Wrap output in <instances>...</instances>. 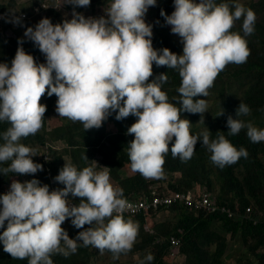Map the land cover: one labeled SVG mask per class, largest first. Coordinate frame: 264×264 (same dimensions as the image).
Wrapping results in <instances>:
<instances>
[{"label":"clouds","instance_id":"1","mask_svg":"<svg viewBox=\"0 0 264 264\" xmlns=\"http://www.w3.org/2000/svg\"><path fill=\"white\" fill-rule=\"evenodd\" d=\"M64 1L77 6L90 4V0H38L26 9L23 2V7L9 11L7 17L13 23H25L42 11L64 7ZM156 3L157 0H109L104 9L106 15L99 17H86L75 10L71 19L60 23L42 17L34 26L25 28L24 36L38 46L45 62H36L25 51L23 38H18L10 65L0 62V121L6 120L10 125L0 132V163L10 161L0 168V173H36L44 164L49 181V185L42 184L33 177L21 182L12 179L11 173V179L0 185V243L13 258L27 257V264H53L51 254L68 256L76 251L78 241L98 248L99 258L103 256L99 250L104 249L115 258L132 247L136 236V223L125 218L144 216L147 221L149 215L168 210L159 208L135 216L124 212L128 203L151 198L155 191L165 194L170 189L164 185L152 187L138 198L125 199L122 189L110 182L108 169L115 176L116 172L108 166L100 170H94L92 165L78 169L65 161L54 177L53 163L49 164L47 154H43L42 164L33 160L36 149L25 145V136L43 128L46 105L39 101L46 86L47 95L57 97L55 111L59 116L81 121L85 130L101 124L107 129L109 122L119 126L123 122L119 119L130 118L129 114L137 117L127 128V133L134 134L127 143V152L131 169L145 179L161 173L163 154L169 150L174 157L190 158L198 140L210 152V160L220 167L248 155L244 147L237 149L224 134L210 139L208 128L198 135L190 133V121L180 118L178 108L161 90V83L167 80L166 72L151 80L149 77L153 62L176 68L181 78L177 91L181 94L182 110L205 113L206 99L194 97H207L208 88L227 63L246 60L247 41L230 28L235 19L243 16V33H252L255 12L238 0H233L232 10L227 3L217 4L215 0H173L171 14L163 9L160 14L171 25L170 31L181 38L182 53L177 54L168 47H153V25L144 17L149 6ZM114 111L118 120L102 123ZM249 111L241 100L235 117H227V132L233 135L246 128L251 141H264V128L239 118ZM202 189L213 198L208 189L199 191ZM69 196L81 199L78 204L71 203ZM68 223L78 229L85 224L90 226L70 237L64 229ZM173 239L177 244H173ZM170 243L172 249L181 245L176 237H171ZM152 259L151 253L144 257L146 261Z\"/></svg>","mask_w":264,"mask_h":264},{"label":"trees","instance_id":"2","mask_svg":"<svg viewBox=\"0 0 264 264\" xmlns=\"http://www.w3.org/2000/svg\"><path fill=\"white\" fill-rule=\"evenodd\" d=\"M47 1L54 2L55 0ZM23 2H26V0H8L6 3L5 0H0V10H7V8H9L8 11L13 12L19 7H23L24 4H21ZM215 2L217 4L221 2L227 3L230 10L234 7L233 0H215ZM172 4L173 0H167L161 7L155 8L154 11L146 17L145 21L153 25V47H168L171 51L178 54V51L171 45L168 29L165 26V18L160 14L161 9H163L166 14H170ZM108 5L109 0H90V4L87 6H77L64 1V7H59L57 9L63 11L68 19L72 18L73 10L82 14L88 11V16L97 17L98 10L101 12V10ZM261 5L264 6V0H257L253 5L248 4L247 7L244 6L245 8L253 9L255 12L256 18L252 33L246 36L243 33V16L237 19L240 23L230 28V31H237L246 39L249 49L246 60L242 63H236L241 65L239 68L235 66V68H237L235 70L226 69L224 66L214 78L224 79L225 77L228 81L236 80L237 83L240 82V91L244 92L242 93L243 102L247 104L249 108H252L253 113L248 115L249 117L247 120L244 119L246 118L245 115L239 118L245 121H251V123L252 121L257 122L255 124L258 128L264 127V123L257 121L255 117L258 115V111L264 113V18L259 17L258 14ZM56 17L59 18V16ZM56 17L54 18L56 19ZM36 23V20L28 19L25 21L24 28L34 26ZM1 44H3L2 41H0V48H4L5 44ZM17 46L18 38L12 41V45L8 50L10 52H15ZM30 46L31 50L29 53L33 55L37 62L40 49L33 41ZM157 67L158 74L166 72L167 75V80L161 83V90L166 93L168 101L178 108L180 118L190 121V133L198 135L201 130L208 128L210 139L215 138L219 134H224L237 149L244 147L248 155L246 157H239L237 161L231 163L229 167L227 164L220 167L210 160V152L207 150L206 146L201 145V141L198 140L196 143V150L188 159H181L179 155L174 157L170 150L164 153L161 173L154 176L157 177L155 181H149L138 171H133L130 166L127 143L133 139L134 134L127 133V128L133 123L131 122V117L128 119L127 117L119 119V121L123 122L119 126H116L111 132H108L102 124L100 127H92L85 130L82 122L79 120L70 119L69 121L67 119L66 122V119L56 118L53 119V122H59L67 134L73 132V129L77 130L78 127L82 129V132L78 131L74 138L66 136L65 134H60L58 138L67 139L68 146L73 147V163L78 169L91 166L88 160L85 159V155L88 153L87 150L89 148L97 146L100 148V146L104 144L107 145L111 154L104 158L105 161H107L105 165L116 172L115 180L120 184L122 195L125 199L132 198L133 196H135L133 198H138L142 192L150 191L149 189H151L152 185L155 183H159L161 187H163L162 184L167 181V187L175 191H199L202 187H206L213 196V198L211 197L212 203H216V200H219L221 204H227L231 207V210L240 212V215H237L238 217L236 216L237 218L235 217L234 219L221 212L207 214L205 210L197 211L182 205L170 207L166 211L174 214V219L172 221L175 222L170 225L168 224L166 231H161L160 227H158L160 225L149 228L145 225L146 218L144 216L136 217L134 219L136 223V236H141L142 230V241L136 245H132L129 250L122 253L138 250L145 255L148 253L153 255L151 261H146L143 258L141 264H166V260H168L169 256L181 258L185 264H226L224 260V234L232 233V235H237L240 232L245 239L250 238L255 240L254 245L251 247L253 250H251V254L247 261H244V264H264V192H260L259 194L256 193L257 189L264 190V148L261 150L255 148V145L246 135V130L244 128L233 135H229L227 132V117L229 115L235 117L236 109L239 105L238 100H234L235 93H233L232 90H228V88L227 90L222 88L216 89L215 93L217 95L214 98L216 104L213 103L210 105V100L206 101L207 109L205 113L201 114L183 111L180 100L181 94L177 91L181 83L178 70L176 68H167L166 65ZM149 80H151V77H149ZM247 86H249V88ZM196 98L205 99L202 94L198 97H194V99ZM234 106L235 109L232 110ZM247 114H249V112ZM112 119L118 120L115 118V111L104 119L102 123ZM44 121L45 118L42 117V122L45 123ZM9 126L8 121H0V132L5 131ZM94 128L95 134L93 135L92 130ZM79 135L84 136L82 147L87 152L85 155H83L81 151H77V147L74 142H72L76 140ZM32 139H37L39 142H43L44 140L43 136L39 134L38 131L34 134L25 136V142ZM171 143L172 142H169V149L171 148ZM188 160L192 163L190 165V171L188 168L189 166L185 164ZM9 163L10 161L0 163V168L6 167ZM42 166L44 169L45 165L42 164ZM237 168L239 171L244 169V172L247 174H240L237 176L238 173L235 171ZM120 169L126 172L125 179L119 176L118 172ZM187 171L190 172V175ZM11 173H13V177L20 175L12 171L0 173V185L2 182H7L11 179ZM43 176L46 177L45 170ZM218 179H220L221 193L219 192L214 196L212 194L215 190L213 185ZM246 190L250 192L248 196L245 194ZM202 192L203 189L195 194L199 196ZM135 194L138 195L136 196ZM246 197H254L256 199L253 200L255 205L254 214L249 216L246 214V207L249 205L250 201ZM71 198L77 203H79L81 199L79 196L74 198L71 196ZM233 199H235V201ZM69 219L71 220V218ZM256 219L260 221L256 222ZM89 226L90 225L85 224L79 229L73 226L69 236L75 237L77 232ZM144 232L146 234H144ZM171 237H176L181 241L179 248L176 249V252L172 251V254H170L172 249L170 246ZM221 238L222 243H220ZM211 242H215L217 246L214 252L205 250V247L210 245ZM94 252H98V248L91 244L85 246L81 241H78L75 252L70 253L68 256L53 253L51 254V259L53 260V264H90L89 260ZM27 260V257L23 259L13 258L10 253L4 250L3 244L0 243V264H27Z\"/></svg>","mask_w":264,"mask_h":264},{"label":"rangeland","instance_id":"3","mask_svg":"<svg viewBox=\"0 0 264 264\" xmlns=\"http://www.w3.org/2000/svg\"><path fill=\"white\" fill-rule=\"evenodd\" d=\"M167 0H157L156 5L153 6H149L147 12L145 13V19L147 16H149L155 8H159L161 7L163 4L166 3ZM257 0H238V2L240 4H243V6H248V4L253 5L254 3H256ZM8 2V0H5V3ZM37 1L36 0H26V9L30 8L31 5L35 4ZM109 6V5H108ZM107 6V7H108ZM105 7V8H107ZM103 8L99 13H97V17L101 16V15H106L105 11ZM9 8H7V10H0V41L3 42V44H5L4 48H0V62H8L10 65L11 59L14 57L15 52H10L8 49L9 47L12 45V41L16 38H23V47L25 49L26 52H29L31 50V43L32 41L30 39H28L27 37L24 36V32H25V28H24V21H19L17 23H13L11 22V19H9L7 17V15L9 14L8 11ZM174 10V4H172L171 6V12ZM8 11V12H7ZM61 14V16H60ZM88 11L86 13H84V15L88 16ZM259 17H263L264 18V6L261 5L259 7ZM56 16H59V18H57ZM42 17H48L50 18V20L53 23H60L62 20L64 19H68V17L65 15V13L61 10H53L52 12H49V10H45L42 11L40 13L39 16L34 15L31 19L32 20H36L37 22L42 18ZM56 17V19L54 18ZM7 21V22H6ZM240 23L239 20L235 19L232 26L235 24ZM165 26L168 29V33L171 39V45L173 46L174 49H176L178 51V54L182 53V48H183V44L181 41V38L179 37L178 34L172 33L170 31L171 25L165 24ZM1 44V45H3ZM18 47V46H17ZM37 62L41 63V62H45V56L44 54L40 51L39 52V57L37 58ZM241 64H236L233 62H229L225 65L226 69H230V70H235L237 68L236 67H240ZM156 75H158V67L155 64V62H153V73L151 79H153V77H155ZM240 82L237 83L236 80L233 81H228L225 77L224 79H214L211 86L208 88L207 92V97H204L206 99V101L210 100V105L215 103L214 98L216 97V93L215 90L216 89H224V90H232L233 93H235L234 96V100H238V104L241 102V100L243 101V97H242V91H240ZM249 88V86H247ZM57 97L55 94H53L52 96H48L47 95V86H46V91L44 94H42V96L40 97V103H43L46 105V111L44 113V118H45V123H43V128H39L38 131L39 133L43 136L44 140L43 142H39L38 140L32 139L29 140L25 145L29 146V147H33L36 149L35 152V156L33 157V160L39 163H43V154H47V160L49 161V164H52V173L53 176L55 177L58 174L59 169L64 165L65 161L72 163L73 165H75L73 163V155H72V148L73 147H69L68 146V140L67 139H59L58 136L60 134H65L66 136H70L71 138H74L77 134V132H82V129L80 127H78L77 130L73 129V132L68 133L65 131V129H63V127H61L59 122L54 123L53 119L56 118H61V119H67L68 117L66 116H59V114L55 111L56 108V101ZM240 101V102H239ZM235 104V103H234ZM235 109V106L233 107L232 110ZM249 114L245 115L246 118L244 119H248V115H251L252 112V108H249ZM128 117H131V122H135V120L137 119V117H135L132 114H129ZM257 121H260L261 123H264V113L262 111H258V115L255 116ZM254 117V118H255ZM243 119V120H244ZM245 121V120H244ZM67 122V121H66ZM253 125L256 126L255 123L257 122H253ZM115 126H117L114 122H109L107 124V131L111 132L113 131V129L115 128ZM61 127V128H60ZM76 128V127H75ZM264 128V127H263ZM246 130V128H244ZM92 134H95V128L92 130ZM134 136V135H133ZM23 137V136H22ZM22 137L20 139H22ZM70 138V139H71ZM250 139V138H249ZM84 141V136H77L76 140H73L72 142H74L75 146L77 147V151H81L83 153V155H85L87 152V154L85 155V159L88 160L89 164L92 165L94 170H100L102 168H104L105 165V157L109 156L110 150L108 149L107 145H102L100 146V148L97 147H91L90 149L86 150L82 147V142ZM19 142V141H18ZM104 142V141H102ZM172 142V141H170ZM254 145L255 148L257 149H262L264 148V141H259V142H253L251 141ZM106 143V142H105ZM108 144V143H107ZM111 146V145H110ZM196 150V145L194 146V150L193 152ZM51 152V154H50ZM210 154V153H209ZM87 156V157H86ZM109 161V159H108ZM186 166H189V171H190V165L192 163L188 161L185 162ZM231 164H227V166L229 167ZM76 166V165H75ZM238 170V168H237ZM236 171L237 176H239L240 174H247L244 172V169H241L240 171L238 170ZM188 172V174L190 175V172ZM109 176H110V182L112 183V185L115 188H119L121 189V186L118 182H116L114 180L115 178V174L109 171ZM44 173V169L42 167L41 170H38L36 173H31V174H20V176H15L12 179H17L21 182L25 181V180H30L33 177L39 178V181L43 184V183H47L48 184V179L46 177L43 176ZM119 175L125 179L126 178V172L123 170V172H118ZM253 174V173H250ZM147 180L149 181H155L157 179V177H146ZM49 185V184H48ZM165 187H167V181L164 182ZM152 187L155 188H160L161 185L159 183H155L154 185H152ZM202 188H206V187H202ZM213 188L215 189L212 194L215 196L217 193H221L220 191V179L216 180L214 182ZM165 188H162L161 190H164ZM207 189V188H206ZM260 192H264V190H256V193L259 194ZM245 194L248 196L250 194V192L248 190L245 191ZM136 196L138 194H135ZM226 195V193H225ZM133 196V195H132ZM135 197V196H133ZM250 203L246 208H250V211L248 212L247 216L254 214L255 211V205L253 203V200H256L254 197H246ZM235 201V199H233ZM216 202L221 203L219 200ZM226 202H230V201H226ZM230 204V203H229ZM236 215H240L239 211H235ZM260 214V213H259ZM238 217V216H237ZM236 217V218H237ZM131 219L134 224H135V220H133L132 217H127L125 219ZM174 219V214L170 213L169 211L163 210L161 212L154 213L148 216V220L145 222V225L147 226H157L160 225L158 227H160L161 231H166L167 230V225L172 224L175 221H172ZM67 220V218L65 219ZM258 222V220L256 221ZM7 221L5 222V226H6ZM63 223L65 224V221H63ZM67 227H64V229L67 230L68 234L70 235V230L72 229V224L68 223L66 224ZM136 226V224H135ZM0 231H3V228L0 229ZM142 235L141 236H135V239L133 241L132 245H136L137 243H140V241H142V236H143V231L141 230ZM144 234H146L144 232ZM225 240V252H224V260L226 262V264H244V261H247V259L249 258L250 254H251V247L254 245L255 240L254 239H245L244 236H242L240 234V232L236 235H232V233L230 234H224V238ZM220 243H222V238L220 239ZM217 246L215 242H211L210 245H208L207 247H205L206 251L209 252H214L216 250ZM176 252V249H171V253ZM99 253H102L104 256H102V258H99V254L98 252H94L93 255L91 256L89 262L90 264H141V262L143 261V256H145V254H143L141 251H133V252H126V253H119L112 261L111 256L108 250L104 249L103 251L99 250ZM108 253V254H106ZM129 253V254H127ZM166 264H185L184 261L181 258H173L171 256H169L168 260H166Z\"/></svg>","mask_w":264,"mask_h":264},{"label":"built area","instance_id":"4","mask_svg":"<svg viewBox=\"0 0 264 264\" xmlns=\"http://www.w3.org/2000/svg\"><path fill=\"white\" fill-rule=\"evenodd\" d=\"M194 191H166L165 194L159 191L153 192V196L151 198L144 197L141 200H136L132 203H128L127 207L124 209V212L135 216L140 214L141 212L147 213L149 211H154L159 208H170V207H178L179 205L202 211L205 210L207 214L221 212L226 214L230 218H234L237 216L235 211L231 210L229 207L225 205H220L217 203H212L210 199V194L207 191L202 192L201 195L195 194ZM71 199V203H77ZM78 204V203H77ZM250 211V208L246 209V214ZM258 219H256L257 221ZM259 221V220H258ZM173 244H177V241L172 240Z\"/></svg>","mask_w":264,"mask_h":264},{"label":"crops","instance_id":"5","mask_svg":"<svg viewBox=\"0 0 264 264\" xmlns=\"http://www.w3.org/2000/svg\"><path fill=\"white\" fill-rule=\"evenodd\" d=\"M100 254H101V253H100ZM106 254H108V253H106ZM102 255H103V254H102ZM108 255H109V254H108ZM103 256H104V255H103ZM111 259H112V261H113V259H114V258H113V254L111 255Z\"/></svg>","mask_w":264,"mask_h":264}]
</instances>
